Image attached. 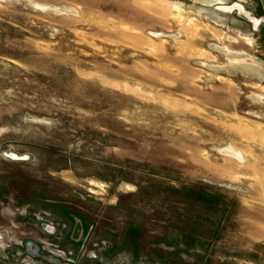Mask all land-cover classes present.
Wrapping results in <instances>:
<instances>
[{
  "label": "rangeland",
  "instance_id": "rangeland-1",
  "mask_svg": "<svg viewBox=\"0 0 264 264\" xmlns=\"http://www.w3.org/2000/svg\"><path fill=\"white\" fill-rule=\"evenodd\" d=\"M0 264H264V0H0Z\"/></svg>",
  "mask_w": 264,
  "mask_h": 264
},
{
  "label": "bare ground",
  "instance_id": "bare-ground-1",
  "mask_svg": "<svg viewBox=\"0 0 264 264\" xmlns=\"http://www.w3.org/2000/svg\"><path fill=\"white\" fill-rule=\"evenodd\" d=\"M230 151V150H229Z\"/></svg>",
  "mask_w": 264,
  "mask_h": 264
}]
</instances>
